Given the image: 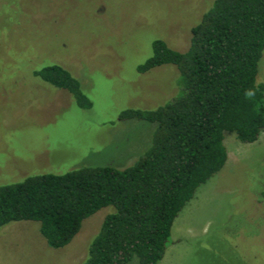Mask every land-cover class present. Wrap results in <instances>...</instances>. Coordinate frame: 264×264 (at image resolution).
Wrapping results in <instances>:
<instances>
[{"label": "rangeland", "instance_id": "rangeland-1", "mask_svg": "<svg viewBox=\"0 0 264 264\" xmlns=\"http://www.w3.org/2000/svg\"><path fill=\"white\" fill-rule=\"evenodd\" d=\"M213 0H0V185L84 165L124 168L150 145L155 123L118 120L177 92V69L137 65L164 39L188 48L191 27ZM57 63L92 102L35 76ZM256 79L264 83V49ZM227 160L201 184L171 226L162 264H264V131L243 143L225 131ZM112 207L84 219L63 247L49 246L34 220L0 226V264H79ZM133 257L126 264H138Z\"/></svg>", "mask_w": 264, "mask_h": 264}, {"label": "trees", "instance_id": "trees-1", "mask_svg": "<svg viewBox=\"0 0 264 264\" xmlns=\"http://www.w3.org/2000/svg\"><path fill=\"white\" fill-rule=\"evenodd\" d=\"M190 31L184 51L153 39L151 55L136 67L144 73L171 64L178 72L170 100L118 115L155 123L144 152L124 168L84 165L0 185V226L37 221L47 244L60 248L84 219L110 206L79 264H126L133 257L138 264H162L174 219L226 163L224 132L252 143L264 131V83L256 79L264 0H213ZM33 73L69 92L80 107L92 106L80 80L62 65Z\"/></svg>", "mask_w": 264, "mask_h": 264}]
</instances>
